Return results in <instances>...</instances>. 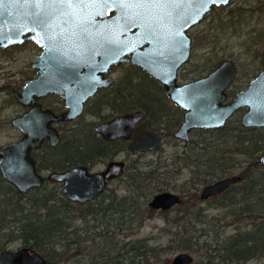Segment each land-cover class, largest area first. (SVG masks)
Masks as SVG:
<instances>
[{"label": "water", "instance_id": "95a60500", "mask_svg": "<svg viewBox=\"0 0 264 264\" xmlns=\"http://www.w3.org/2000/svg\"><path fill=\"white\" fill-rule=\"evenodd\" d=\"M231 0H169L164 4L150 0H77L51 4L48 0H0V47L35 39L43 51L33 58L39 75L23 84L17 100L32 107L13 122L24 132L14 142L0 145V166L3 176L21 192L40 185L44 174L37 170L31 150L47 136L53 144L60 140L59 130L52 124L59 119H71L84 110V103L99 86H107L113 76L104 75L112 63L131 60L165 83L166 93L177 105L185 108L184 120L175 131L189 139L195 127H217L240 107L245 125H264V68L247 87L227 98L226 88L234 81L237 64L225 57L213 70L193 80L177 82V69L191 54L192 24L201 21L213 5ZM112 11L114 14L110 15ZM132 28H135L134 30ZM50 91L60 92L68 109L57 113L42 108L38 96ZM143 111L121 113L96 128L106 138H131L134 126L142 120ZM165 131H148L134 139L133 150L154 149ZM260 160L264 163V153ZM124 160H112L99 171H90L86 164L52 170L48 178L58 181L60 189L70 199L84 202L99 195L107 179L123 172ZM242 175L232 174L203 186L201 196L208 198L225 190ZM154 208L167 209L181 202L179 193L167 189L150 197ZM193 252L180 250L172 264H192ZM48 259L39 250L21 246L0 250V264H46Z\"/></svg>", "mask_w": 264, "mask_h": 264}, {"label": "rangeland", "instance_id": "374dc122", "mask_svg": "<svg viewBox=\"0 0 264 264\" xmlns=\"http://www.w3.org/2000/svg\"><path fill=\"white\" fill-rule=\"evenodd\" d=\"M204 16L200 22L191 26L192 55L180 70V81L203 75L213 66L216 58L230 57L236 61L239 68L232 89L235 91L246 86L251 77L264 66V0H231L226 4L214 5ZM39 51L40 46L32 40L0 47V119L5 116L9 119L10 116L23 112L16 94L21 90L24 82L36 75L37 69L32 65V56ZM125 69V67H118L114 71L116 81L110 89L118 86L119 78ZM138 88L145 89V83H140ZM154 95L151 93L143 99L152 102ZM56 97L59 96L55 94L45 98ZM102 112L107 115L113 113V110L108 107ZM99 117H103L102 114L101 116L93 115L89 113L88 108L85 115L78 118V123L84 126L88 119L97 120ZM1 125L2 123H0V143L22 135L17 126L12 127L11 122L8 126ZM86 140L89 144L88 150L101 147L99 140L90 134ZM187 147L184 140L169 134L154 151L132 153L127 149L123 150L120 156L125 155L128 159L126 173L119 179H113L103 197L99 202H93L91 208L98 203V205L102 204L103 201H109L115 193L123 195L133 193V200L122 204L117 202L119 210L114 213L100 212L96 214L97 216H91L86 220L76 215L75 224L79 226V229L71 232L69 236L83 239V241L73 242L71 245H68L67 240L59 242L58 255L66 249L62 246L63 243L73 248L68 252L71 254L70 257L57 260L53 264H87L90 261L96 264H172V258L180 250L194 253L195 259L192 264H235V261L228 259L221 261V255L224 253L222 250L225 245L224 238L237 230L235 223L230 224L234 214L229 213V207L216 205L223 199L221 192L210 195L207 199L200 197V192L206 183L196 184V176L190 167L180 165L181 158L178 154ZM237 158L238 165L233 169V173H239L242 168L249 165V159L245 154L240 153ZM155 163L161 165L160 180L165 182L160 188L161 191L167 189L179 191L185 194L188 204L193 202L190 198L191 192H196L197 204L194 209L197 211L202 209L208 213L206 216L209 219L208 223L200 221L190 226L194 235H200L199 244H195L191 249L177 248V242L172 240L174 235L172 230L176 229L179 219L185 216L196 218L197 214L185 213L184 206L177 205L166 211L155 210L151 208L148 201L155 193L141 196L139 190H133L130 185L128 177L129 173L134 171L132 169L134 164L147 167ZM103 164L101 160L95 164L94 168H100ZM85 207L87 206L82 205L81 210ZM241 217L240 228L252 225L248 213H243ZM202 227L207 228V234L201 229ZM9 230L0 228V242L8 243L5 232ZM192 239L196 241L195 236ZM22 242V239L14 238L9 241L8 246L18 247ZM133 245L139 248L128 250ZM138 250L142 253H138ZM102 253H108L113 261L107 260V255L101 256ZM243 264H264V256L247 259Z\"/></svg>", "mask_w": 264, "mask_h": 264}, {"label": "trees", "instance_id": "16d2710c", "mask_svg": "<svg viewBox=\"0 0 264 264\" xmlns=\"http://www.w3.org/2000/svg\"><path fill=\"white\" fill-rule=\"evenodd\" d=\"M222 58H216L213 65L220 62ZM125 88H119L124 90ZM119 90L117 92H119ZM160 88L141 89L140 103L146 109L147 124L150 126L154 117V105L143 98L151 93L157 97L159 109L166 108L167 100L165 96L159 94ZM125 100V99H124ZM155 100V103L157 102ZM154 102V99H153ZM120 109H128L129 106L116 105ZM178 119L179 114L175 113ZM146 122V121H145ZM152 122V123H151ZM186 149L182 154V161L185 165L193 167V171L198 175V181L202 183L209 182L210 177L215 178L221 175L233 173L237 163V155L243 153L249 159V165L242 168L240 173L243 175L241 181L231 184L229 188L221 192L223 199L216 203L219 206L229 207V213L234 214L231 223H235L237 230L229 237L224 238L225 245L222 250L221 261L228 259L235 261V264H243L247 259L264 256V163L260 162L259 157L264 151V127L249 126L242 124L236 117L230 118L227 124L217 129L198 128ZM83 145V144H82ZM84 150V149H82ZM100 155L99 152H88L80 158L83 160H92L94 156ZM161 165L132 167L134 171L129 173L130 185L133 190H139L141 196H148L161 190L163 181H161ZM193 172V173H194ZM210 176V177H209ZM0 228L10 229L6 233V239L9 241L18 238L23 243L33 246L44 252L48 259L47 264H53L57 260H63L70 257L69 250L73 247L62 244L65 250L58 255V243L67 240L68 245L73 242H82L83 239L69 236L71 232L78 231L79 227L75 224V216L82 215L81 205L70 200L66 194H63L57 183L47 182L39 187L29 189L27 192H20L15 186L7 183L0 175ZM133 193L114 194L111 202L116 200L119 203L133 200ZM197 193L191 192L192 203L187 202L184 197L177 206H184L185 213L194 212L196 218L186 216L177 221L176 229L172 230L173 241H176L177 248L191 249L195 244H199L200 235H194L190 226L196 223L209 222L202 209L198 211L194 208ZM115 206V205H114ZM119 210V207H117ZM151 208L155 209L151 206ZM106 212L104 208L103 213ZM248 213L252 225L240 228L241 215ZM204 215V216H203ZM14 222V223H13ZM194 222V223H193ZM189 223V224H188ZM72 228V229H70ZM206 232L207 228H201ZM108 232V231H107ZM195 236L196 241H193ZM0 242V247L9 244ZM131 249H138L139 246H131ZM138 253L142 251L138 250ZM105 257L108 253L100 254ZM107 260H111L108 256ZM210 262V261H209ZM87 264H96L90 261Z\"/></svg>", "mask_w": 264, "mask_h": 264}, {"label": "flooded vegetation", "instance_id": "af4514ba", "mask_svg": "<svg viewBox=\"0 0 264 264\" xmlns=\"http://www.w3.org/2000/svg\"><path fill=\"white\" fill-rule=\"evenodd\" d=\"M114 13H115V11H112L110 13V15H112ZM194 24H196V23H194ZM194 24H192V25H194ZM132 29L134 30L135 28H132ZM190 30H191V27H189L188 32L192 38ZM31 40L34 41L38 46H40V51L34 55V56H36L37 54H39L43 51L44 46H41L38 43V41H36L35 39H33V38L24 39L21 42H18L16 44H21L23 42L31 41ZM192 44H193V38H192ZM191 49H192V46H191ZM128 55L131 58L130 52H128ZM191 55H192V51H191L190 56L184 62H182V64L177 69V71H178L177 82H179V83L187 82V81L193 80V78L204 76V74L213 70L216 65H218L221 61L224 60V59H222L220 62L214 64L203 75L195 76L192 79H185L183 81H180V79H179V75L181 72L180 70L182 69V66L187 61H189ZM34 56H32V57L34 58ZM33 58H32V65L35 66L33 64ZM130 58L128 60H124L122 62L112 63L111 68L104 72V75H106V76H108V75L113 76V80L110 83H108L107 86H99L98 89L96 90V92L89 96V98L84 103V107H83L84 110L81 114H79L78 116L71 118V119H67V120L66 119H59L57 121L52 122V124L60 132V140L57 144H53L50 141L49 137L47 136L46 138L43 139L42 144L40 146L31 150V153H32V155L35 158L36 163H37V170L40 173L44 174V176H45L44 181L40 185H44V183H47V182L48 183L49 182L57 183L59 185V189H60L59 182L48 178L49 172L52 170H58L59 171V170L68 169V168H70V166L86 164L89 167L90 171H99V170L106 168L112 160H119V161L124 160L123 172L120 174L114 175L112 178L107 179V184H106L105 188L103 189V191L99 195L93 197L90 200H86L84 202H79L77 200L70 199L66 194V196L70 200H72L75 203L80 204L81 208H82V205L87 206V207H85L84 210H81L82 211L81 217L82 218L84 217L85 220L90 218L91 216L92 217L97 216L96 215L97 213H100V212L103 213L104 208H106V212H104L103 214H108V211H110V213H114L115 211H118L117 207H119V206L117 205V202H118L117 198L113 202H111L112 200H110V199H113L114 196H111L109 201H103V203L100 205H98L99 204L98 203L94 208H91V205H93V202H99L100 198L103 197V195L106 193L105 191L109 187L110 183L113 182V179H116V178L119 179V178L123 177V175L126 173L127 167H128V159L125 155H123L122 157L120 156L122 154L123 150L127 149V151L129 150L132 153H143L144 151H154V149L159 148V146L164 141V138L166 137V135H169V134L174 135V136L176 135L175 131L180 127L181 123L184 120L186 109L177 105V103H175L174 100H172V98L166 93L165 83L162 82V80H160L158 77L153 75L151 72H148L143 67V65H141L140 63L138 64L136 62H133ZM35 67L37 69L36 70L37 73H36V75H33V77H36L39 75V71H38L39 67H37V66H35ZM118 67H125L126 68L125 72L119 78L120 81L117 84L118 86L110 89L116 81L114 71L116 69H118ZM237 68H238V64H237ZM263 68H264V66H263ZM263 68H261V69H263ZM238 71H239V68L237 70L236 76L238 75ZM255 75H257V74H255ZM33 77L31 76L28 80L32 79ZM253 77H251V79L248 81L247 85H249V83ZM234 79L235 80L232 81V83L226 88L228 95H227V98L225 101L231 100L233 98V96L237 93V91L247 87V85H246V86L240 87L234 91L232 89V86L236 82V77ZM140 83H145V85H146L145 89L160 88V90L158 91L159 94L161 96H165V99L167 100L166 108H163V110L161 111L159 109V106L161 105L158 101L159 99L157 97L153 98L154 102L152 101L151 103L154 105V117L152 120L153 123L151 122L152 124L150 126L147 124V119L149 118V115H147L146 109L142 106H139L141 99H140L138 85H140ZM119 88H125V89L122 91V90H119ZM118 90H119V92H117ZM0 91H1V86H0ZM55 94L58 95L59 97L45 98L47 96L55 95ZM155 94H157V93H155ZM155 100L158 101L157 104L155 103ZM36 101H39L41 103L42 108H44V109L50 108L57 113L64 112L68 109V106L66 105L64 96L60 92H57V91H50L48 93H45V95L38 96ZM118 104L119 105L127 104V106H129V108L125 109V110L124 109L119 110L116 106ZM21 106L23 107V112L19 115H24V113L29 111V109L32 107L31 105L25 104V103L24 104L21 103ZM108 107L112 108L113 113L105 115L102 111ZM88 108H89V113H91L93 115L98 114L100 116L102 114L103 117H99V119H97V120H89L88 119L87 121L89 123L86 122V123H84V126H82L83 125L82 123H80V124L78 123V118H81L82 116H84L86 111H88ZM137 109L143 111L144 116L142 117V120H140L134 126L135 128L132 131L131 138H126L124 136L115 137V138H111V139L106 138V137H104L102 132L101 131L99 132L96 128V126L99 123L104 122V121H108L116 115H120L121 113L131 112L132 110H137ZM246 111H247L246 106L238 108L236 110V112H234L231 116H229L227 118L226 123L221 125V126H217V127H198L197 126L195 128H192L189 131V135H190L189 139L181 138L179 135H176V136L179 139L184 140L185 144H187L190 142V140L193 137L196 136V135L193 136L191 134V133L194 134L196 129H198V128L217 129L218 127H222V126L226 125L227 121L230 118H234V117H236L237 119H240L242 124L246 127H249V126L264 127V125H260V126H258V125H249V126L245 125L242 121V116ZM175 113L179 114V117H177L178 119L175 118V116H174ZM19 115H16V116H19ZM14 117L15 116H10L9 119L6 116L4 118L1 117V119H0V123H2L1 126H3V127L8 126L9 122H11L12 127H14V125L16 126V124L13 122ZM18 128L20 129V132H22V135L20 137L12 139V140L4 141L3 143H0V145H3L4 143H8V142H14L15 140L21 138L23 136L24 132L21 130L20 127H18ZM153 130L162 131V132L165 131L164 138L159 143V145H157L154 149H151V150H145V149L140 150L139 149V150L135 151L129 147V144L134 139H136L139 136H142L143 134H145L148 131H153ZM89 134L91 136H93L95 139L99 140L100 145H101V147L99 149L88 150L89 144H88L86 138H87V136H89ZM82 149H84V150H82ZM186 149H188V147ZM186 149L183 150L180 154H178V156H180V158L182 157V154L185 153ZM88 152L89 153L90 152H99L100 155L94 156V158L92 160H83L80 158L82 155H84L85 153H88ZM263 153H264V151L261 153V155ZM261 155H260V157H261ZM260 157H259V160H260ZM101 160L104 162L102 167L94 168L95 164ZM182 160L183 159L181 158V162H180L181 167H184V166L187 167L188 166L193 171V167L189 166L188 164L185 165L184 161H182ZM260 162H261V160H260ZM248 163H249V160H248ZM232 174L242 175L239 172V173L225 174V175H221V176L215 177V178H211L209 176L210 177L209 183L213 182L215 180H219V178L230 176ZM0 175L4 178L5 181H7V183L15 186V184L12 181H10L7 177L3 176L1 166H0ZM194 176H196V182L195 183L197 184L199 182L198 181L199 177H197L198 175L196 174V172H194ZM242 178H243V175L241 177V180H242ZM241 180H239V181H241ZM209 183L206 182V184H209ZM231 184H234V183H231ZM231 184H230V186H231ZM40 185L35 186V187H39ZM0 186H2V184H0ZM15 187H16V189H18L17 186H15ZM31 188H34V187H31ZM31 188H29V189H31ZM27 191H25V192H27ZM177 193L180 194L181 199L183 200V198L185 197V194H183L179 191H177ZM63 194H65V193H63ZM217 194H219V193H217ZM200 197L203 198L201 196V192H200ZM204 199H207V198H204ZM148 201H149V205H150V200H148ZM174 206H176V205H174ZM174 206H170L167 209H163V208H157V209L166 211L169 208L174 207ZM157 209L155 208V210H157ZM21 246H28L30 249H36L33 246L27 245V244L22 242L20 244V246H18V247H11L10 245L9 246L6 245L5 247H0V250L3 248L17 249V248H20ZM36 250H39V249H36ZM39 251L44 254L43 251H41V250H39ZM45 257H46V255H45ZM46 259H47V257H46ZM47 263H48V261H47Z\"/></svg>", "mask_w": 264, "mask_h": 264}, {"label": "snow or ice", "instance_id": "6c2138e0", "mask_svg": "<svg viewBox=\"0 0 264 264\" xmlns=\"http://www.w3.org/2000/svg\"><path fill=\"white\" fill-rule=\"evenodd\" d=\"M42 2H45V0H42ZM51 4H56V3H64L67 4L69 2L75 3L77 0H48ZM152 3H157V4H164L169 2V0H150Z\"/></svg>", "mask_w": 264, "mask_h": 264}]
</instances>
